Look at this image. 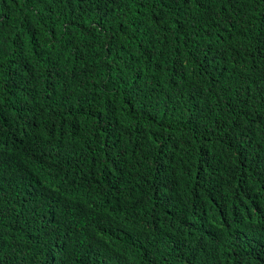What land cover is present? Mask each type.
I'll return each instance as SVG.
<instances>
[{
	"label": "trees",
	"instance_id": "16d2710c",
	"mask_svg": "<svg viewBox=\"0 0 264 264\" xmlns=\"http://www.w3.org/2000/svg\"><path fill=\"white\" fill-rule=\"evenodd\" d=\"M0 264H264V0H0Z\"/></svg>",
	"mask_w": 264,
	"mask_h": 264
},
{
	"label": "clouds",
	"instance_id": "9594fccd",
	"mask_svg": "<svg viewBox=\"0 0 264 264\" xmlns=\"http://www.w3.org/2000/svg\"><path fill=\"white\" fill-rule=\"evenodd\" d=\"M27 146H29L30 148H32V149H35L36 150V156L35 157H33V158H31V160L33 161V162H35V163H44L45 161H46V159H47V157H46V155H45V153H43L38 147H35V146H33V145H27ZM43 154V156H42V158H40L39 159V157L41 156Z\"/></svg>",
	"mask_w": 264,
	"mask_h": 264
}]
</instances>
